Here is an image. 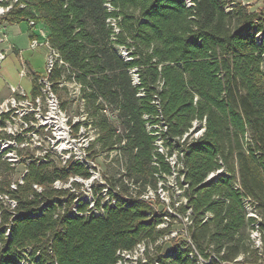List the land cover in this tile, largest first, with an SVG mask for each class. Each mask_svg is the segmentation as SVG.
<instances>
[{
  "label": "trees",
  "instance_id": "1",
  "mask_svg": "<svg viewBox=\"0 0 264 264\" xmlns=\"http://www.w3.org/2000/svg\"><path fill=\"white\" fill-rule=\"evenodd\" d=\"M20 1L25 6L14 8L0 23L34 20L44 25L51 45L69 65L54 67L48 76L52 90L58 98L66 93L67 87L58 85L63 75H74L82 84L87 108L100 114L98 141L103 150L123 152L125 175L143 189H155L157 174L172 173L167 157L155 153L156 137L144 117L156 123L162 116L169 154L183 152L180 171L188 184L184 194L192 208L191 236L197 248L204 252L214 245V251H224L222 260L245 254V262H256L260 251L250 230L258 222L247 216L245 201L250 199L262 217L264 240V7L238 0ZM110 17L120 18L116 39ZM114 44L134 48L133 59L126 61ZM133 67L139 69V85L132 83ZM33 75L31 94L38 95L42 74ZM106 107L120 110L118 122L101 114ZM195 120L204 122L203 134L181 141ZM118 124L123 133H116ZM219 169L223 171L206 181ZM14 171L0 154V192L17 201L15 209L0 203V264H22L24 259L113 264L119 249L155 241L165 232L157 228L161 217L151 204L124 196L129 191L124 184L122 197L104 215L70 213L74 196L55 189L53 182L75 175L88 178L84 165L34 161L17 189L11 188ZM35 184L44 190L38 192ZM61 197H68L65 212ZM179 210L185 212L186 206ZM207 213L211 216L203 221ZM166 264L190 260L176 254Z\"/></svg>",
  "mask_w": 264,
  "mask_h": 264
},
{
  "label": "built area",
  "instance_id": "2",
  "mask_svg": "<svg viewBox=\"0 0 264 264\" xmlns=\"http://www.w3.org/2000/svg\"><path fill=\"white\" fill-rule=\"evenodd\" d=\"M24 6L25 4L20 0H0V19L4 18L14 8H23ZM106 6L109 11L114 10L110 3H106ZM119 21L120 18L110 17L107 19V22L113 29V39H116V35L121 31ZM3 22L7 21L3 20ZM28 23L34 31L30 39L29 47L30 49H36L41 45L46 46L48 49L47 64L46 73L38 77V84L41 86V92L38 95L27 93L21 87H11L12 93L10 97L0 104V154L2 155V159L8 162L11 167H15L18 164L25 167L23 176L19 180L12 182L11 188L17 189L18 184L24 183V177L28 172V166L34 161L55 162L64 166L70 163H79L89 170L90 176L88 178L75 175L71 176L67 181L57 179L53 182V187L57 190L66 189L69 191V195L74 196V205L70 213L79 216L104 215L106 207L115 206L123 193L122 187H117L116 184H113L112 187L104 180H99L100 176L96 172L97 166L95 160L91 158L90 150L100 145L98 138L100 137L101 131L97 125L98 119L93 117L89 112L81 113L73 118L67 116V114L63 112V107L59 106V98L52 90V83L48 76L52 73L57 64H64L66 68H68L69 65L61 58L59 51L51 45L48 39V32L41 23L34 20H29ZM39 25L40 27H38ZM8 40V34L0 32V45L8 42ZM114 46L126 61L133 59L132 51L134 48L128 49L126 46L118 44H114ZM14 49L15 46L13 44L1 48L0 63H2ZM138 71L139 69L137 67H133L129 70L134 85H139L141 83ZM28 72L27 67L23 65L21 76L29 74ZM67 80L71 81L82 95V84L76 80L74 75L69 78L63 75L58 85L60 87H68L66 85ZM142 94L143 93H140L139 95ZM82 99L85 100L83 95ZM53 104H55V114L59 118L63 117L64 119L65 130H61L54 124L55 122H51L56 120L54 116H51ZM101 114L106 115L111 122H118L120 118V110L117 108L112 109L106 107V109L101 111ZM144 117L147 120L146 127L148 132L156 137L154 143L155 153L164 154L172 165L173 171L171 174H157L159 180L155 189L150 185H147L146 188L143 189L139 185L140 187L135 194L132 193L131 190L133 180L125 179L123 184L128 187L129 191L124 194V196L128 199H139L151 204L161 217V221L157 224V228L163 229L165 232L157 237L155 241L144 239L132 248L119 249L117 251V259L113 264H166L173 260L176 254L189 259L190 264H264V240L263 233L260 230L262 217L250 199H246L245 201L247 216L255 218L258 222L250 230V239L253 246L260 251V258L256 262H245V254H240L230 261L222 260L221 256L224 251H214V245H210L204 252L197 248L191 236L194 222L191 218L192 208L187 206L188 199L184 194L188 184L185 183L184 174L180 171V169L184 168L182 161L178 179L179 187L182 189L181 195L184 196V199L176 203V201L172 202L164 197L166 193L163 188L164 184L162 179H166L167 176H176V169L174 166L176 157L178 156L179 158V156H182L183 152L174 149L172 153L169 154L170 150L165 144L164 138V134L168 131V126L162 116L157 117L158 121L156 123L152 122L148 115ZM71 119L72 121H70ZM203 124L195 120L193 122V127L189 132L183 135L181 141H184L187 137L198 138L201 136L205 130ZM116 133H123V129L119 124L116 126ZM126 140L127 139L124 138L122 144H125ZM116 146H118V144H116ZM54 155L60 157L62 161H56ZM157 159L158 157L155 155V165H159ZM222 171L223 169H219L211 173L209 177L211 175L214 177L217 173H221ZM67 182H69L68 185L64 184ZM83 184L88 190H92L93 188L92 191L97 196L95 202L89 203L88 197L79 199L76 198L74 193H71L73 187H80V185ZM34 188L38 192L44 190V188L38 184H35ZM61 201L62 211L65 212L68 197H61ZM0 203L10 206L11 209L17 207L16 200L11 199L7 194L1 192ZM82 205L86 206V209L83 211L80 210V206ZM158 205L163 206V212L158 211ZM184 205L186 206V211L181 212L179 208ZM210 216L211 214L207 213L203 221H206ZM9 233L10 229L8 228L6 235L8 236ZM22 264L34 263L28 259H24Z\"/></svg>",
  "mask_w": 264,
  "mask_h": 264
},
{
  "label": "rangeland",
  "instance_id": "3",
  "mask_svg": "<svg viewBox=\"0 0 264 264\" xmlns=\"http://www.w3.org/2000/svg\"><path fill=\"white\" fill-rule=\"evenodd\" d=\"M253 8L264 7V0H258L257 4H252ZM19 25L28 29L30 27L27 21L19 22ZM42 25V23H41ZM40 27V25L38 26ZM42 39V37H41ZM30 43V41H29ZM29 47V44H28ZM47 52L48 49L46 46L41 45L36 49L28 48V51L24 52V58L29 60L33 64V68L37 71L44 72L46 71V64H47ZM21 69H23L22 60L14 53L8 57L0 65V85L4 88L10 87H23V89L27 93H32V77L31 75L21 76ZM30 73V72H28ZM46 72H44L45 74ZM34 77V76H33ZM67 91L66 93L59 98V106H64L62 109L63 112L70 116L71 118L77 117L81 113H91L93 117L99 119L100 114H95V112L91 111L90 109L86 108V99H82V95L79 90H77L76 86L72 84L71 81H66ZM21 85V86H20ZM21 87V88H22ZM47 109V104H46ZM80 111V112H79ZM72 121V119L70 120ZM166 149V146H165ZM26 155V153H25ZM90 155L93 160H95L97 169L96 172L99 174V180H104L106 183L110 184L113 187V184H116L117 187H122L123 183L126 180H132L128 176L125 175V166H126V157L124 156L123 152L120 149H115L112 151H106L102 149V145L100 143L99 146L93 147L90 150ZM54 159L56 161H62L60 157L54 155ZM175 173L176 176H167L166 179H162L164 184L163 188L165 191V198L168 200L176 201L179 203L181 200L184 199V196L181 195L182 189L179 187V179L180 176L179 169L182 167L181 160L176 157L175 163ZM24 166L16 165L14 167V181L19 180L24 174ZM13 181V182H14ZM131 182V181H130ZM66 185L69 182L64 183ZM132 193H136L138 188L140 187L139 184L133 182L132 183ZM93 190V188H92ZM92 190H88L87 187L83 184L80 187H73L71 189V193H74L76 198L82 199L88 197V202L92 203L97 200V196L94 194ZM172 208V206H171ZM157 209L159 212H163V206L158 205Z\"/></svg>",
  "mask_w": 264,
  "mask_h": 264
},
{
  "label": "crops",
  "instance_id": "4",
  "mask_svg": "<svg viewBox=\"0 0 264 264\" xmlns=\"http://www.w3.org/2000/svg\"><path fill=\"white\" fill-rule=\"evenodd\" d=\"M238 1H242L243 3L251 4V5L258 3V0H238ZM42 26L44 27L43 24H42ZM45 30H46V28H45ZM0 32L7 33L9 36L8 42L0 45V49L7 47L9 44H13L15 46V49L8 54V56L5 60H7L10 55L15 53L22 60V64L25 65L27 67L28 71L30 72L27 75H31L32 83H33V76H34L33 73L40 74V75L44 74L45 71L41 72V71L35 70V68H33V64L29 60H26L24 58V52L28 51V48H30V47H28V44H29L30 39L33 36V33H34V31L31 29V27H29L28 29H25V27H22L21 25H19V23L9 24L8 22L2 21V23H0ZM2 63H0V65ZM11 93L12 92H11L10 86H9V88H4L2 85H0V104L5 99L10 97Z\"/></svg>",
  "mask_w": 264,
  "mask_h": 264
},
{
  "label": "bare ground",
  "instance_id": "5",
  "mask_svg": "<svg viewBox=\"0 0 264 264\" xmlns=\"http://www.w3.org/2000/svg\"><path fill=\"white\" fill-rule=\"evenodd\" d=\"M52 113L51 116H54V118L56 119L55 121H51L52 123L56 124L61 130H65V122L63 117L59 118L56 114H55V104L52 105Z\"/></svg>",
  "mask_w": 264,
  "mask_h": 264
},
{
  "label": "water",
  "instance_id": "6",
  "mask_svg": "<svg viewBox=\"0 0 264 264\" xmlns=\"http://www.w3.org/2000/svg\"><path fill=\"white\" fill-rule=\"evenodd\" d=\"M213 178V175H211L206 181H209Z\"/></svg>",
  "mask_w": 264,
  "mask_h": 264
}]
</instances>
